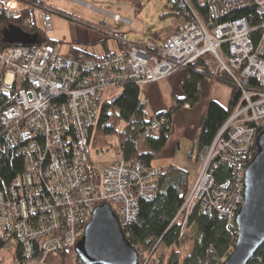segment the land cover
Instances as JSON below:
<instances>
[{
  "label": "built area",
  "instance_id": "obj_1",
  "mask_svg": "<svg viewBox=\"0 0 264 264\" xmlns=\"http://www.w3.org/2000/svg\"><path fill=\"white\" fill-rule=\"evenodd\" d=\"M199 2L218 23L210 28L195 16L158 51L135 46L80 61L62 54L60 44L0 48V92L9 101L0 111V145L5 138L25 160L9 190H0V239L5 247H21L23 264H47L48 256L70 249L76 261L86 225L102 204L111 207L127 237L140 200L156 196L161 169L122 158L93 164L88 132L99 115L103 91L128 81L157 82L206 56L213 58L218 78L230 76L241 99L212 145L202 150L197 179L189 184L176 224L181 238L195 211H218L236 224L246 169L264 129V0ZM251 10L259 15L255 24ZM18 15L17 6L0 0V21ZM43 20L46 31L51 30V17L45 14ZM165 121L154 120L152 130ZM214 164H229L232 176L218 182Z\"/></svg>",
  "mask_w": 264,
  "mask_h": 264
},
{
  "label": "trees",
  "instance_id": "obj_2",
  "mask_svg": "<svg viewBox=\"0 0 264 264\" xmlns=\"http://www.w3.org/2000/svg\"><path fill=\"white\" fill-rule=\"evenodd\" d=\"M199 1L173 0V16L177 18L178 23L170 30L152 32L150 34L151 43H130L121 40L117 44L118 50L113 52L109 49V39H105L97 42L103 45L105 52L101 55H96L81 48L78 43L73 42L66 56L80 61H94L99 58L113 56L116 53L129 52L135 46L158 51L178 32L181 25L194 20L195 16H198L210 28H213L218 23L219 20L210 16L209 7L200 4ZM136 10L140 13L141 5L139 3L136 6ZM251 12L254 13L253 22L255 24L259 15L255 14L253 10ZM32 16L31 10H23L19 11V15L16 18H4L0 21L1 49L37 46L45 43L61 45L58 41L47 39L39 33L36 41L30 45L19 41L10 42L7 40V36H13L16 30L25 34L36 33L37 27L34 20H30ZM11 21H18L19 25ZM258 37L259 33L256 35V41ZM211 59L213 62L212 66ZM214 69L217 71V66L213 58L209 56L188 67L181 83L184 92L183 98L176 100L173 107L167 112L151 119L148 118L146 105L141 100L142 87L145 85H139L132 81L119 85L118 87H123V91L118 97L111 101H101L96 123L88 132L89 147L108 145L105 141L106 136L117 133L119 138L117 150L122 159L125 161L140 160L145 165L150 166L154 160L159 159L160 153L168 141L172 116L186 103L190 104V106H195L199 102L204 79ZM219 81L231 87L230 102L228 107H223L216 101L209 103L197 143L196 159L198 162L202 150L212 145L218 131L241 99V93L236 89L229 75L223 74ZM8 105L9 101L0 92V111ZM161 118H165L166 121L160 125L158 130H152L153 121L161 120ZM120 123H125V126L123 130L117 132V127ZM4 139H1L2 143L0 145V190H9L13 179L23 172L25 160L17 154L15 147ZM256 154L257 148L255 149L254 157ZM212 172L218 182L232 176V168L229 164H214ZM189 177L190 172L184 168L177 166L162 168L158 179V191L154 199L140 200L138 215L135 221L129 225L126 233L129 242L138 250L140 259L143 256V252H154L156 248L163 246L166 249H174L167 264H222V260H225L231 254L230 249L235 248L238 235L237 226L234 222L221 216L218 211L204 214L195 211L188 222V228L191 229V239L194 243L193 249L183 259L181 258L178 249H176L182 241L180 237L181 228L180 225L176 224V217L183 206L184 195L187 194L189 188ZM4 248L5 243L0 239V252ZM20 248L16 250L15 260L18 264H23L24 260ZM66 255L67 253L63 251L60 256L64 258ZM2 263L0 258V264ZM75 264L84 263L78 257ZM152 264L161 263L157 260L152 262ZM248 264H264V244Z\"/></svg>",
  "mask_w": 264,
  "mask_h": 264
},
{
  "label": "rangeland",
  "instance_id": "obj_3",
  "mask_svg": "<svg viewBox=\"0 0 264 264\" xmlns=\"http://www.w3.org/2000/svg\"><path fill=\"white\" fill-rule=\"evenodd\" d=\"M1 1H3L5 5H8L11 0ZM12 1L16 4L18 11H32L33 16L30 20H34L37 30L36 33H31L29 35L36 36L39 33L47 39L58 41L61 43V53L64 55L70 51L71 43L76 41L90 43V50L95 54H102L105 52L103 45L101 43H96L105 39H109V46L113 51L118 50L117 44L121 39L130 43H151L150 34L152 32L170 30L178 23L177 18L173 16V0H131L130 2L127 0L128 3L119 0ZM132 3L134 4L131 5ZM138 3L141 5L140 14L136 11ZM90 5L93 6V8ZM45 14H48L51 17L52 29L49 31H46V26L43 20ZM113 14L120 16L122 19L129 20L130 25H127L122 20H115L112 16ZM11 22L19 25L18 21ZM212 64L213 62L211 63V66ZM185 72L186 69H182L172 75L174 76L178 73L183 74ZM166 78H168V76ZM206 80H209V76H206ZM12 82L13 76H9L8 83ZM221 83L226 86L228 91L230 86L223 82H220V84ZM122 91L123 87L118 86L106 88L103 92L102 102L115 99L122 93ZM206 92L208 91L206 90ZM164 95L165 97L157 99L156 110L150 108V106L149 108H146L149 119L153 118L154 114L168 111L171 108V95ZM149 103L150 102H147L145 104ZM199 104L200 103L198 102L194 108H197ZM163 106L166 107L165 109L167 110H160ZM182 113H184V111L180 114ZM195 117V124L198 126L201 124L200 121H203L201 120L203 119V116L202 114L199 116L195 112ZM178 121L179 124H185L187 122L184 121L182 116L178 117ZM124 126L125 123H120L117 127V132L123 130ZM199 133L197 134V137L199 136ZM105 141L108 145L103 144L102 147H90V159L93 164L102 166L108 163H113L119 159L120 154L117 150L119 147L118 134L114 133L112 135H107ZM191 169H193V175L190 176L189 179L192 183L197 179L199 167L193 163ZM193 245L191 229L187 228L181 244L176 247L182 259L192 251ZM158 249L156 248L154 252H143V256L141 259L139 258L138 264H141L142 261H145V264H152V262L157 260H159L161 264H167L174 249H166L163 246L158 247ZM16 250V248L11 247H5L1 250L0 258L3 262L2 264H18L15 260ZM223 261L224 260H222V263ZM47 264H75L73 249L68 250V253L64 258L60 255L48 256Z\"/></svg>",
  "mask_w": 264,
  "mask_h": 264
},
{
  "label": "water",
  "instance_id": "obj_4",
  "mask_svg": "<svg viewBox=\"0 0 264 264\" xmlns=\"http://www.w3.org/2000/svg\"><path fill=\"white\" fill-rule=\"evenodd\" d=\"M37 36L16 30L10 42L33 44ZM257 154L245 174V198L236 218L237 240L222 264H248L264 244V129L256 140ZM84 264H138L139 253L129 242L107 204L97 206L76 247Z\"/></svg>",
  "mask_w": 264,
  "mask_h": 264
},
{
  "label": "crops",
  "instance_id": "obj_5",
  "mask_svg": "<svg viewBox=\"0 0 264 264\" xmlns=\"http://www.w3.org/2000/svg\"><path fill=\"white\" fill-rule=\"evenodd\" d=\"M128 1L130 2L131 0ZM9 4L11 7L16 6V4H14L12 0L9 2ZM133 4L134 3H132L131 5ZM121 40L126 41L124 39ZM76 43H78L79 44L78 46H80L81 48L86 49L91 53H94L92 50H90L91 47L90 43H81L78 41H76ZM109 49L110 51L112 50L110 47ZM96 55H101V54H96ZM185 74L186 72L183 74L178 73L174 76L171 75L168 78H164L157 83H151L142 87V91H141L142 102L144 104L150 102L149 104H145L146 108H149L150 106V108L156 110V106H157L156 101L161 97H165L164 94L171 95L172 98L171 107H173L176 100L181 99L184 96L181 83L185 77ZM207 76H209V80H206V77L204 79L203 90L199 100L200 103L199 106H197V108H194L195 106H190V104L186 103L184 106H182L179 109L180 111L178 110L179 112L177 111L178 113L176 112L177 114L175 113L176 115L174 114L172 116L171 131L168 141L164 149L161 151L159 159L154 160L151 163V165L158 167L160 169L167 168L169 166H177L180 168H184L185 170L190 172V176L193 175L192 174L193 169H191L193 163H195L200 168V162H198V160L196 159L197 158L196 149L198 146L197 143L199 139V136L197 137V134L199 133V130L201 132L208 105L211 101H216L219 104H221L223 107H228L232 92L231 87L227 91L226 86L222 85V83L220 84L219 78L217 76V71H215V69ZM206 90L208 92H206ZM165 108L166 107L163 106L161 107L160 110H167ZM182 111H184V113L180 114ZM195 112L199 116H201V114L203 116V119H201L203 121H200L201 124L198 126L195 124L196 121ZM161 113H164V111ZM159 114H154L153 118L157 117ZM180 116L183 117L184 121H187L185 124H179L178 117ZM119 158L121 159L122 157L120 156Z\"/></svg>",
  "mask_w": 264,
  "mask_h": 264
},
{
  "label": "bare ground",
  "instance_id": "obj_6",
  "mask_svg": "<svg viewBox=\"0 0 264 264\" xmlns=\"http://www.w3.org/2000/svg\"><path fill=\"white\" fill-rule=\"evenodd\" d=\"M13 5H14V4H13ZM13 5H12V6H13Z\"/></svg>",
  "mask_w": 264,
  "mask_h": 264
},
{
  "label": "clouds",
  "instance_id": "obj_7",
  "mask_svg": "<svg viewBox=\"0 0 264 264\" xmlns=\"http://www.w3.org/2000/svg\"><path fill=\"white\" fill-rule=\"evenodd\" d=\"M138 251V250H137ZM139 253V252H138Z\"/></svg>",
  "mask_w": 264,
  "mask_h": 264
}]
</instances>
